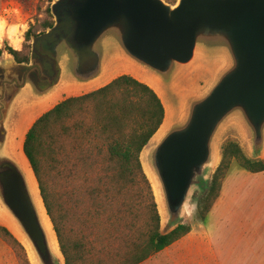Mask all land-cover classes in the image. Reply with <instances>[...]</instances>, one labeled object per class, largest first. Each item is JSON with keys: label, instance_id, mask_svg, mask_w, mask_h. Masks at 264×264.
Segmentation results:
<instances>
[{"label": "water", "instance_id": "obj_1", "mask_svg": "<svg viewBox=\"0 0 264 264\" xmlns=\"http://www.w3.org/2000/svg\"><path fill=\"white\" fill-rule=\"evenodd\" d=\"M51 13L54 23L32 37L28 61L8 52L0 57V211L12 220L36 264H65V258L31 164L28 160L36 187L11 149L16 116L24 103L40 106L68 89L106 85L114 79L101 82L114 53L161 84L201 51L229 55L220 77L193 95L179 121L174 115L143 150L166 232L183 223L195 190L209 187L228 115L244 118L250 157L264 155V0H53Z\"/></svg>", "mask_w": 264, "mask_h": 264}, {"label": "trees", "instance_id": "obj_2", "mask_svg": "<svg viewBox=\"0 0 264 264\" xmlns=\"http://www.w3.org/2000/svg\"><path fill=\"white\" fill-rule=\"evenodd\" d=\"M45 12L26 31L23 47L6 45L0 57L8 52L19 62L28 61L32 37L54 23L50 5ZM165 117V105L150 85L121 74L96 90L63 99L29 128L23 150L65 264H140L191 231L186 223L161 230L158 203L141 160ZM234 163L249 172L264 171V158L252 159L238 142H225L198 205L200 220L220 197ZM0 237L18 251L22 264H32L7 227L0 225Z\"/></svg>", "mask_w": 264, "mask_h": 264}, {"label": "rangeland", "instance_id": "obj_3", "mask_svg": "<svg viewBox=\"0 0 264 264\" xmlns=\"http://www.w3.org/2000/svg\"><path fill=\"white\" fill-rule=\"evenodd\" d=\"M52 2H50V0H0V22H2L4 25L3 32L2 34H0V48H4L6 47V45H11L10 36L13 34H18L21 38H23L24 44L26 31L32 25H37L43 18L46 17L45 10L47 9L48 5L51 6ZM6 54L8 53L4 52V55ZM208 54L209 53L206 51H201L199 53L198 58L191 65L181 66L177 70H175V72H173L171 82L167 84H161L153 76L146 74L131 65L130 63H127L119 53H114V55H111L109 59L110 70L106 74L107 78H104L101 82H106L111 78H115L121 74H130L139 79L140 81L146 82L151 87H153L161 97L164 105H166L168 109V111H166L165 122L162 124L160 130L157 133L159 134L172 120L174 115L175 118L173 119V121L178 122L181 114H179V112L181 111V108H183L187 104L189 99L196 93L204 91L209 84L212 85L215 80L218 79L223 73V70L229 65V55L225 50H216L215 53H213L212 55ZM162 82H164V80H162ZM90 90L93 89L90 88L89 90L83 91H78L76 89H68L66 90L67 93H65L61 98H59L60 94H57L53 98H51L50 101L45 102L40 106H37L34 101L33 103L27 105H25L24 103L23 111L18 116H16L18 117V122L15 125L14 134L11 142V149L15 152L16 155L20 157L24 166L26 164L29 165V162L23 151V141L27 130L32 126L35 120L41 114L52 108L61 100L70 96L86 93ZM175 109L177 110L176 114ZM246 125L247 124L242 115L238 114L237 112L232 113L230 116H227L226 121L222 125V129H224H221L222 131L218 137L219 158L217 163L212 168L208 182L211 180L213 173L221 162L222 147L225 142L229 140H234L238 142L241 145L244 153L248 157H250L247 145H249V139L251 135L250 130L247 128ZM146 154L147 150L142 152V160H144V155ZM261 158H264V155H262ZM143 166L151 180L152 175L151 171L148 168V165L144 163ZM236 167L238 168V166L234 163L232 168L234 169ZM28 168L31 170L30 165L28 166ZM153 189L155 193L154 186ZM207 190L208 187H203L202 189L199 188L195 190L192 198L188 203L187 210L183 218V223L192 226L193 220H200L197 217L198 205L200 202H202L203 198L207 193ZM155 197L157 199L156 194ZM159 210L162 216L161 230L166 232L168 230V227L167 224L162 221L164 220L165 216L163 207H160V205ZM0 225L7 227L9 231L19 241L21 240L22 242H24L22 237H20L21 235L12 220L9 218L8 215L4 213L1 214V211ZM24 244L27 248L23 244L22 245L25 248L26 254L30 262L32 261L33 264H36L32 257L30 249L28 248L26 243ZM0 264H22V258L18 254V251L12 246V244H10L7 240L2 237H0Z\"/></svg>", "mask_w": 264, "mask_h": 264}, {"label": "crops", "instance_id": "obj_4", "mask_svg": "<svg viewBox=\"0 0 264 264\" xmlns=\"http://www.w3.org/2000/svg\"><path fill=\"white\" fill-rule=\"evenodd\" d=\"M10 38L21 49L23 38ZM140 264H264V171L232 169L207 218Z\"/></svg>", "mask_w": 264, "mask_h": 264}, {"label": "bare ground", "instance_id": "obj_5", "mask_svg": "<svg viewBox=\"0 0 264 264\" xmlns=\"http://www.w3.org/2000/svg\"><path fill=\"white\" fill-rule=\"evenodd\" d=\"M25 163V162H24ZM28 166L29 165H25V167H26V169L28 170V172H29V175H30V177H31V179H32V181H33V183H34V186L36 187V181H35V179H34V175H33V173H32V171L28 168ZM151 175H152V173H151ZM151 180H152V183H153V186H154V188H155V194H156V196H157V201H158V203H159V205H160V207L162 206V204H161V199H160V196H159V193H158V189H157V186H156V180H155V178H154V176L152 175L151 176Z\"/></svg>", "mask_w": 264, "mask_h": 264}, {"label": "clouds", "instance_id": "obj_6", "mask_svg": "<svg viewBox=\"0 0 264 264\" xmlns=\"http://www.w3.org/2000/svg\"><path fill=\"white\" fill-rule=\"evenodd\" d=\"M3 27H4L3 23L0 22V34H2V32H3Z\"/></svg>", "mask_w": 264, "mask_h": 264}, {"label": "flooded vegetation", "instance_id": "obj_7", "mask_svg": "<svg viewBox=\"0 0 264 264\" xmlns=\"http://www.w3.org/2000/svg\"><path fill=\"white\" fill-rule=\"evenodd\" d=\"M14 152V151H13ZM15 153V152H14Z\"/></svg>", "mask_w": 264, "mask_h": 264}]
</instances>
